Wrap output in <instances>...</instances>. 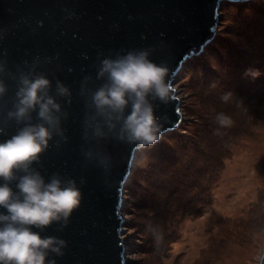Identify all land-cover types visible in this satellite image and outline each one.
<instances>
[{"label": "water", "instance_id": "water-1", "mask_svg": "<svg viewBox=\"0 0 264 264\" xmlns=\"http://www.w3.org/2000/svg\"><path fill=\"white\" fill-rule=\"evenodd\" d=\"M251 1L0 0V64L6 68L0 79L8 88L0 98V141L23 127L8 118L21 71L44 73L52 81L54 96L57 80L72 92L71 103L57 97L66 139L56 135L40 162L33 165L46 180L54 174L75 179L83 194L66 227L57 223L43 231L33 227L42 237L67 241L64 255L51 253L49 260L57 264L130 263L122 212L140 150L118 139L119 125L109 128L89 106L91 91L104 83L97 79L101 61L132 50H151L150 59L168 68L172 98L167 103L153 101L164 137L183 121L174 85L187 62L204 54L216 39L223 4ZM85 78H90L86 84ZM32 116V122H38L37 114ZM96 130L102 135H96ZM17 182L11 184L14 190ZM0 212L6 210L0 208Z\"/></svg>", "mask_w": 264, "mask_h": 264}, {"label": "rangeland", "instance_id": "rangeland-1", "mask_svg": "<svg viewBox=\"0 0 264 264\" xmlns=\"http://www.w3.org/2000/svg\"><path fill=\"white\" fill-rule=\"evenodd\" d=\"M264 12V0L224 3L216 39L204 54L190 59L174 88L183 121L160 143L138 153L124 196L123 237L129 264H261L264 254V101L250 117L247 134L229 140L230 152L212 187L193 191L184 212L170 209L169 149L201 146L210 122L212 92L232 64H257L240 25ZM251 23V21H250ZM252 25V23H251ZM248 51V54L242 55ZM259 64V63H258ZM240 69L239 73L243 74ZM260 114V119L256 114ZM214 121V119L212 120ZM167 159H156L165 150ZM164 153V152H161ZM172 158V159H171ZM189 163V162H188ZM167 184V185H166Z\"/></svg>", "mask_w": 264, "mask_h": 264}, {"label": "clouds", "instance_id": "clouds-1", "mask_svg": "<svg viewBox=\"0 0 264 264\" xmlns=\"http://www.w3.org/2000/svg\"><path fill=\"white\" fill-rule=\"evenodd\" d=\"M150 55L151 50H132L115 58H104L97 74V79L104 83L91 91L89 103L96 116L109 128L119 125L118 139L140 151L163 138V125L155 114L153 101L167 103L173 91L167 79L168 68L153 62ZM5 71V66L0 64V73ZM246 74L253 78L260 75L258 70L251 69ZM88 79L85 78L84 84ZM51 89L52 81L44 73L21 71L17 80L15 101L8 118L23 127L0 141V181H3L0 184V208L6 210L0 212V264H57L55 259L48 257L51 253L63 256L67 241L55 236L42 237L33 227L41 231L54 223L66 227L81 204L83 194L75 179L54 174L46 180L33 167L40 162L56 135L64 137L58 115L62 105L57 97L67 98L71 103L72 92L59 80L55 96ZM7 91V85L0 79V98ZM232 96L231 92H226L221 99L228 102ZM33 113L37 114L36 123L32 122ZM216 123L228 127L232 120L226 114L218 113ZM88 127L86 118V140ZM95 134L99 136L102 132L96 130ZM14 181H18L17 190L11 187Z\"/></svg>", "mask_w": 264, "mask_h": 264}, {"label": "trees", "instance_id": "trees-1", "mask_svg": "<svg viewBox=\"0 0 264 264\" xmlns=\"http://www.w3.org/2000/svg\"><path fill=\"white\" fill-rule=\"evenodd\" d=\"M239 22L243 34L246 35V41L253 49L249 55L254 54V62L257 64H245L244 69L240 68L239 64L234 67L232 64H227L228 68L231 66L232 68L226 77L219 78V85L210 98L212 104V112L209 114L210 122L205 124L204 130L198 131L197 136L203 139L199 144L201 146H197L198 142L194 149H190L182 144L183 151L179 155L175 149L167 151L174 155L173 162L166 165L171 166L172 174L168 184L167 202L170 204V209H175L176 212L181 210L184 212L187 198L194 196L193 191L203 192L205 183L207 187H212L216 173L223 168V162L229 155V140L248 133L246 127L252 117L251 113L259 103L264 101V12L257 15L254 21L245 15ZM248 53L246 51L242 55ZM240 69L243 70V74L239 73ZM250 69L258 70L260 75L253 78L252 75L246 74ZM226 92L233 94L228 102L221 99ZM218 113L229 116L232 124L228 127H220L216 123ZM256 115L260 119V114ZM167 152L166 149L161 150L157 152L158 156L155 158L167 159Z\"/></svg>", "mask_w": 264, "mask_h": 264}]
</instances>
